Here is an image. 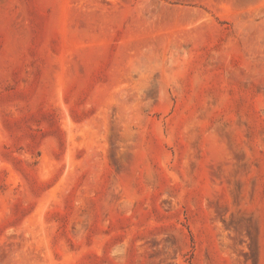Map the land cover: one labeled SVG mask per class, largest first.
<instances>
[{"label":"rangeland","instance_id":"obj_1","mask_svg":"<svg viewBox=\"0 0 264 264\" xmlns=\"http://www.w3.org/2000/svg\"><path fill=\"white\" fill-rule=\"evenodd\" d=\"M0 264H264V0H0Z\"/></svg>","mask_w":264,"mask_h":264}]
</instances>
